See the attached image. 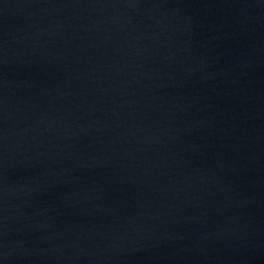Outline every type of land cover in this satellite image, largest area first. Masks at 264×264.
I'll list each match as a JSON object with an SVG mask.
<instances>
[{
	"label": "water",
	"instance_id": "obj_1",
	"mask_svg": "<svg viewBox=\"0 0 264 264\" xmlns=\"http://www.w3.org/2000/svg\"><path fill=\"white\" fill-rule=\"evenodd\" d=\"M0 264H264V0H0Z\"/></svg>",
	"mask_w": 264,
	"mask_h": 264
}]
</instances>
